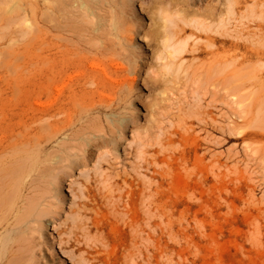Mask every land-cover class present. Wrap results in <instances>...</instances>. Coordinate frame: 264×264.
I'll return each instance as SVG.
<instances>
[{
	"label": "rangeland",
	"instance_id": "1",
	"mask_svg": "<svg viewBox=\"0 0 264 264\" xmlns=\"http://www.w3.org/2000/svg\"><path fill=\"white\" fill-rule=\"evenodd\" d=\"M0 264H264V0H0Z\"/></svg>",
	"mask_w": 264,
	"mask_h": 264
},
{
	"label": "bare ground",
	"instance_id": "2",
	"mask_svg": "<svg viewBox=\"0 0 264 264\" xmlns=\"http://www.w3.org/2000/svg\"><path fill=\"white\" fill-rule=\"evenodd\" d=\"M232 2V1H231ZM230 3V2H229ZM233 3V2H232ZM229 6H231V4L229 5ZM228 6V7H229ZM229 8H231V7H229ZM232 9H234V7L232 8ZM230 12L232 11V10H229ZM230 14H232V13H230ZM222 17V16H221ZM224 18V17H223ZM223 18H221L222 19V22L224 21L223 20ZM197 21V20H196ZM197 22H199L200 23V21H197ZM196 22V23H197ZM221 22V23H222ZM203 23V22H202ZM198 25V24H197ZM203 27H204V25L203 24H201ZM200 25V26H201ZM222 25H224V24H222ZM206 26V25H205ZM200 29V28H199ZM183 30H186V29H183ZM157 35V40L159 41V43H158V46L162 49V51L158 54V57H157V60H158V63H160V65L161 66H166V65H169L170 63H172L176 58H177V56L179 55L178 53L181 51V50H177V47H176V45L173 43L174 42V39H176L177 38V34H174V33H166V32H163L162 30H159L157 33H156ZM164 62H167V64L166 63H164ZM157 83H158V86H159V84L161 83V80H157L156 81ZM63 106H62V108H59V110H60V113H62L63 115H64V117L67 119H71L72 117H73V111H76V109H74V110H72L70 107H69V102H67V100L62 104ZM51 109V108H50ZM49 109V110H50ZM80 124V123H79ZM89 128L91 129L92 127L91 126H89ZM107 128V127H106ZM26 130H29V129H26ZM81 132H82V129H77V131H76V133L74 134V137H73V139H71V141H63V142H59V143H57V145H54V144H52V143H49V140L47 141V142H45V143H47V144H43L44 146H41V147H39L38 148V150H39V153H40V155H45V154H47L48 153V151L50 150V149H52V151L50 152L51 154H54V155H51V154H49L50 155V157H49V159H52L51 157H53V159H52V162L51 161H49L47 158H48V156L46 157V162H50L48 165H46V162H44V164L45 165H43V169H40V171H41V173L39 172H37L38 174H43L44 175V173L46 174H48V173H50L51 171H54L55 169H57V168H59L61 165H63L67 160H68V155L69 154H71V152L72 151H74V150H84L85 149V144H84V142L82 141V140H80V139H82V136H81ZM107 132L109 133V132H111V129L110 128H107ZM54 135H56V134H54ZM53 136V135H52ZM51 137V136H50ZM52 138V137H51ZM72 138V137H71ZM35 147L37 148V146L35 145ZM35 148V149H36ZM55 158V159H54ZM42 160H44V159H42ZM48 160V161H47ZM24 161H27V160H24ZM24 161H22L23 163H24ZM29 161V160H28ZM141 161L143 162L144 160H142L141 159ZM41 162H43V161H41ZM148 162V161H147ZM146 163V162H145ZM23 165H25V164H23ZM41 165V166H42ZM39 170V169H38ZM37 174V175H38ZM40 176V175H39ZM35 180V181H34ZM33 181V184L35 185V187H34V189H32V190H34V192L35 193H38V194H35V195H37L39 198L37 199V201H38V203H40L39 201H44L46 198L44 197L47 193H48V190H47V193L44 191V193H43V191L41 192L42 194H40V190L39 189H43V188H41V184L46 180H44V178L43 177H41L40 179H34ZM44 180V181H43ZM48 180H46L45 182H47ZM74 182L75 181H72L71 182V184H74ZM32 184V183H31ZM52 184V183H51ZM44 184H42V186H43ZM53 186H54V184H52ZM58 185H59V183H57L56 184V189H57V191H60L61 190V188H59L58 187ZM45 187L47 186V185H44ZM49 186L50 185H48L46 188H49ZM32 187V186H31ZM50 187H52V186H50ZM30 189V190H31ZM51 189V188H50ZM52 189H54V188H52ZM43 190H45V188L43 189ZM67 191L68 192H70V190L69 189H67ZM157 191H159V190H157ZM156 191V192H157ZM51 193H52V191H50ZM87 192V191H86ZM33 193V192H32ZM46 193V194H45ZM83 193H85V190H83ZM33 194V195H34ZM49 195H51V194H49ZM192 195V194H191ZM27 200V199H26ZM29 200V199H28ZM35 200V199H34ZM198 200V199H197ZM30 201V203L31 204H33V203H36L37 201L35 200V202L33 201L32 202V200H29ZM27 202V201H26ZM155 202V201H154ZM30 203H28V205L30 204ZM31 204H30V206H31ZM159 204V203H158ZM34 205V204H33ZM32 205V206H33ZM37 205V204H36ZM32 206L31 207H27L28 209H26V211H24V212H26L25 214H23V212H21L22 214V216H20V215H18V216H20L19 218H17L18 219V221L16 220V222H18V229H19V233H18V236H17V234H15V236H17V241H14L15 243L17 242V245H16V247H17V251H24V250H26V249H28L29 248V245H30V240H31V237L32 236H30V234H25L24 235V233H23V235L22 234H20V232H21V230L23 229V224H22V222L24 221V220H26V219H28V217L30 216V214H31V212H32ZM51 206V205H50ZM159 206V205H158ZM161 206V205H160ZM34 208H36V207H34ZM9 209H11V208H9ZM8 209V210H9ZM156 209V208H155ZM158 209V208H157ZM162 209V208H161ZM28 210V211H27ZM42 211V210H41ZM157 212H158V210H157ZM160 215V214H159ZM11 216V215H10ZM9 216V217H10ZM45 216L46 215H44V214H38L37 215V217H38V222H39V224L41 225V224H45L46 223V219H45ZM17 217V216H16ZM6 218H7V215H6ZM6 218H4L5 220H6ZM37 219V218H36ZM78 219H80V218H78ZM195 219V218H194ZM11 220V219H10ZM85 221V220H84ZM4 222V221H3ZM15 222V223H16ZM38 222H36V223H38ZM82 222V221H81ZM86 222V221H85ZM6 223V222H5ZM30 223L31 222H26V226H28V227H30ZM29 224V225H28ZM37 225V226H40V225ZM15 225V224H14ZM67 225H68V227H69V224H59V226H58V228H57V230H58V233L59 234H62L63 232H65L66 231V229H68L67 228ZM16 227V226H15ZM86 227H87V225H86ZM89 227V226H88ZM27 228V227H26ZM72 228H74V229H77L78 227L76 226V225H73L72 226ZM84 228V227H83ZM25 229V228H24ZM28 230H30V231H28L29 233L31 232V229L29 228ZM35 230H37V229H35ZM81 232V231H80ZM32 233V232H31ZM32 235V234H31ZM79 237V236H78ZM85 237H86V235H85ZM14 238H16V237H14ZM80 238V237H79ZM91 239V238H90ZM88 240V239H87ZM69 241V240H68ZM82 241V240H81ZM88 243V242H87ZM90 243V242H89ZM96 245V244H95ZM12 246V245H11ZM100 246V245H99ZM10 249H11V247H10ZM30 250H31V248H29ZM15 250V249H14ZM29 251V250H28ZM28 254H30V252L28 253ZM66 257V255L65 254H63V257Z\"/></svg>",
	"mask_w": 264,
	"mask_h": 264
}]
</instances>
